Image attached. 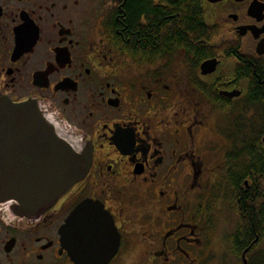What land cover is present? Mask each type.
<instances>
[{
	"label": "flooded vegetation",
	"instance_id": "af4514ba",
	"mask_svg": "<svg viewBox=\"0 0 264 264\" xmlns=\"http://www.w3.org/2000/svg\"><path fill=\"white\" fill-rule=\"evenodd\" d=\"M263 44L264 0H0V102L35 109L88 168L30 216L0 198V264H75L59 231L84 202L119 234L108 264H243L249 247L253 264ZM12 153L0 171L38 164Z\"/></svg>",
	"mask_w": 264,
	"mask_h": 264
},
{
	"label": "water",
	"instance_id": "95a60500",
	"mask_svg": "<svg viewBox=\"0 0 264 264\" xmlns=\"http://www.w3.org/2000/svg\"><path fill=\"white\" fill-rule=\"evenodd\" d=\"M258 52L264 54V44L258 46ZM0 146L16 148L19 156L12 153L11 158L38 157L37 166L34 163L0 171V198L14 200L23 216L49 206L82 180L88 169L79 166L71 149L30 107L15 108L0 102ZM35 146L37 155L29 149ZM96 211L88 202L80 204L59 231L63 247L75 264H108L117 252L119 234L113 220L107 213ZM249 248L242 254L243 264H247Z\"/></svg>",
	"mask_w": 264,
	"mask_h": 264
},
{
	"label": "trees",
	"instance_id": "16d2710c",
	"mask_svg": "<svg viewBox=\"0 0 264 264\" xmlns=\"http://www.w3.org/2000/svg\"><path fill=\"white\" fill-rule=\"evenodd\" d=\"M190 13V12H188ZM194 20L196 21V17L192 16ZM189 21H191V17H189ZM194 21V22H195ZM182 22H186L185 20H182ZM197 22V21H196ZM188 23V22H187ZM182 39L185 40L183 36H181ZM253 71V70H252ZM255 75H253V88H259L262 90V92H259V94L263 95V89H264V66H258L256 71H253ZM260 80L261 85H258L257 82ZM254 166L257 172L263 173L264 176V160H258L254 161ZM256 183V178H255ZM250 208L249 210L246 209L245 214L247 217L246 220V227L248 228L247 232H244V236H242L239 240L242 242L245 241L247 238H251L254 235V231L260 234H264V192L258 191L256 189H253V192H251L250 197ZM246 245H242V249Z\"/></svg>",
	"mask_w": 264,
	"mask_h": 264
},
{
	"label": "rangeland",
	"instance_id": "374dc122",
	"mask_svg": "<svg viewBox=\"0 0 264 264\" xmlns=\"http://www.w3.org/2000/svg\"><path fill=\"white\" fill-rule=\"evenodd\" d=\"M262 251V262H261V259H260V253ZM253 260H252V263L253 264H260V263H263L264 264V234H263V242L261 243V245L257 248L256 252L254 253V255L252 256Z\"/></svg>",
	"mask_w": 264,
	"mask_h": 264
}]
</instances>
